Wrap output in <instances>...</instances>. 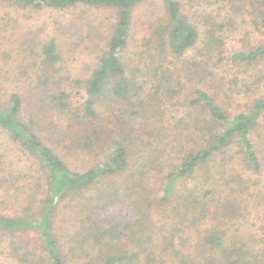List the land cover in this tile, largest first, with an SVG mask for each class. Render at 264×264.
I'll list each match as a JSON object with an SVG mask.
<instances>
[{
  "label": "trees",
  "instance_id": "trees-1",
  "mask_svg": "<svg viewBox=\"0 0 264 264\" xmlns=\"http://www.w3.org/2000/svg\"><path fill=\"white\" fill-rule=\"evenodd\" d=\"M151 1L0 0L114 13L83 81L58 69L57 36L32 38L20 88L0 92V192L24 203L0 202L10 264H264V38L247 39L264 0H159L129 66ZM238 17L246 38L225 56Z\"/></svg>",
  "mask_w": 264,
  "mask_h": 264
},
{
  "label": "rangeland",
  "instance_id": "rangeland-1",
  "mask_svg": "<svg viewBox=\"0 0 264 264\" xmlns=\"http://www.w3.org/2000/svg\"><path fill=\"white\" fill-rule=\"evenodd\" d=\"M211 4L212 6L205 5L206 8L222 10L226 6V4L220 2H212ZM232 4L237 5V7L243 5L242 3H238L236 0H233ZM192 5L195 4H191L190 6ZM0 8L1 94H8L9 92L20 88V75L22 71L27 68L28 62H31V59L29 60L26 57L27 53L23 51L22 48H27V41L32 38H37L40 41H43L47 38L57 36L56 39L58 40L61 49V63L59 64L58 69L61 74L66 75L65 77L83 81L90 72V69L93 67V60L99 52V48L102 49L104 41L106 40L105 36L109 34L111 29L110 27L114 22V13L110 10L88 11L83 15H81L79 11V15L77 17L75 13L70 14V12L56 13L53 11H45L35 13L30 10L16 7L6 9L2 7ZM245 8H248V4ZM243 12L244 10H242L241 13L245 23L248 22L249 16ZM160 13L161 2L159 0H152L149 4L144 5L135 11L132 21L134 41L132 45L129 46V51L127 53V56L131 59H129V66L135 65L131 52L134 48L140 47L141 27L148 26L157 16L160 15ZM68 23H70L71 26H69ZM244 23L242 22L241 17H238L236 21L233 22L232 27L235 25L236 29H234L232 34L227 35L226 37L227 39L225 41L224 48L225 56L241 47V40L246 38L245 30L248 26L247 23ZM262 32L264 31H258L253 28L252 31H249V38H247L248 41H250L253 37L264 38V34H262ZM36 72L39 73V70ZM24 74L25 73H22V76ZM72 87V92L75 93L74 95H77L78 93L83 95L82 90L78 89V85H72ZM78 98L79 97L76 96V99ZM3 147L4 145L0 138V153L3 151ZM4 154H6L5 150ZM137 156L140 158V152L136 155V158ZM24 197L25 195L22 194V197L20 198L23 199ZM0 202H5V205H3L2 208L7 214L12 213L13 210L17 211L22 205L24 206L23 202H18L15 204V209H13L9 199L6 200L4 198L3 192H0ZM248 222V225L254 224V221ZM250 229L254 231L251 226ZM255 230L261 231V228ZM33 238L34 237L32 236V239ZM33 246L37 254H42L41 247L37 243L33 245V243L30 242L27 249L33 250ZM10 262L11 261L3 255L0 256V264H10Z\"/></svg>",
  "mask_w": 264,
  "mask_h": 264
}]
</instances>
